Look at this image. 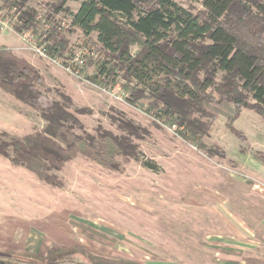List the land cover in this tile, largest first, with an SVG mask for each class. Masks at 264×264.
<instances>
[{"label":"rangeland","instance_id":"obj_1","mask_svg":"<svg viewBox=\"0 0 264 264\" xmlns=\"http://www.w3.org/2000/svg\"><path fill=\"white\" fill-rule=\"evenodd\" d=\"M54 2L0 0V17L9 19L14 31L0 32V44L12 46L5 33H16L20 13L32 9L41 20L35 19V28L28 32L36 37L45 20L46 37L55 31L52 40L61 36L65 42L60 58L87 50L82 80L58 68L86 86L83 100L73 101L68 95L69 110H85L75 113L81 129L73 127L72 133L91 137L92 146L70 132L72 158L53 171L59 186L13 167L0 155V261L222 264V257L244 261L256 256L264 264L262 117L250 109L237 111L228 102H212L208 117L194 114L206 134L189 143L182 137L184 128L148 108L149 99L135 106L126 102L120 77L107 80L106 88L88 81L106 56L95 35L84 36L70 25L80 0L68 1L61 12L52 7ZM174 2L193 14L203 11L202 0ZM24 33L13 36L23 49ZM45 87L52 90L46 94L50 100H59L53 90L66 94L46 82ZM4 107L9 112L0 109V132L8 137L44 129L45 122L30 107L12 99ZM172 125L176 132L169 130ZM99 137L117 138L123 145Z\"/></svg>","mask_w":264,"mask_h":264},{"label":"trees","instance_id":"obj_2","mask_svg":"<svg viewBox=\"0 0 264 264\" xmlns=\"http://www.w3.org/2000/svg\"><path fill=\"white\" fill-rule=\"evenodd\" d=\"M68 1L76 0H55L52 7L61 12ZM202 7L193 14L174 0H80L70 20L84 36L95 35L106 56L88 81L106 88L107 80L120 77L126 102L135 106L149 99L148 108L184 128L182 137L189 143L206 134L194 114L208 117L212 102L253 110L264 121V0H202ZM36 17L32 9L21 12L15 32L35 28ZM50 38L43 39L46 50L59 57L65 42L60 36L48 44ZM0 90L45 122L44 129L23 137L0 132V155L13 167L59 186L53 171L72 158L68 136L74 135L73 127L81 129L75 113L85 110L70 112L72 101L59 89L53 90L59 100H50L46 94L52 90L43 76L6 47H0ZM74 137L92 146L91 137ZM112 140L122 147L121 140ZM92 264L132 263L94 259Z\"/></svg>","mask_w":264,"mask_h":264},{"label":"crops","instance_id":"obj_3","mask_svg":"<svg viewBox=\"0 0 264 264\" xmlns=\"http://www.w3.org/2000/svg\"><path fill=\"white\" fill-rule=\"evenodd\" d=\"M6 38L12 40V46L0 44V47H6L7 49L12 50L16 55L23 57L28 64L33 66L37 69L40 74L44 77L46 84L50 85L51 87L57 86L61 88L67 95H69L72 100L80 101L85 98V88L83 84L79 81H75L74 78H71L67 74H65L61 69L58 67L51 65L44 60L40 59L39 57L33 55L32 53L28 52L27 48L23 49L20 45L19 40L14 38L13 36H17L16 33H5ZM11 36V37H9ZM0 37H3L0 35ZM10 99L14 100L10 95L4 93L0 90V109L4 112H9V108H5L4 104L9 103ZM15 101V100H14ZM241 251V250H240ZM223 256V255H222ZM244 257V255L242 256ZM222 264H245L244 261L248 262L246 264H262L261 259L256 256L246 257L244 261H242L241 257L232 256V258L222 257L220 258ZM0 264H12L1 262ZM14 264V263H13Z\"/></svg>","mask_w":264,"mask_h":264},{"label":"built area","instance_id":"obj_4","mask_svg":"<svg viewBox=\"0 0 264 264\" xmlns=\"http://www.w3.org/2000/svg\"><path fill=\"white\" fill-rule=\"evenodd\" d=\"M36 20H41V17L37 16ZM44 21H42V31L37 35L39 37L38 39L41 42L40 44L36 41L37 39L33 37V35L29 32H25L24 34H22L21 39L27 45L26 48L37 56L46 60L48 63L62 68L66 73H68L72 77L78 80H82L83 77H81V70L85 66L84 58L88 55L87 50H83L79 54H73L71 58L64 59L58 56L50 55L46 50L45 41H43V39L46 38V33L48 32V29L45 28L46 25L44 24ZM9 22V19L5 20L3 19V17H0V32H5L7 30L10 31L13 29L12 25L10 26ZM115 98L119 101L124 100L123 96H116ZM169 130L171 132H176V126H170Z\"/></svg>","mask_w":264,"mask_h":264}]
</instances>
